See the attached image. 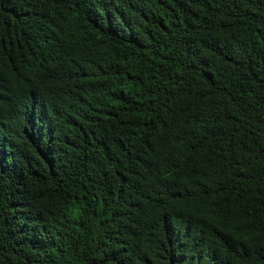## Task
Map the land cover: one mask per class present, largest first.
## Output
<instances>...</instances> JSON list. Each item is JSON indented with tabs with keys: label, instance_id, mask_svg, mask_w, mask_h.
<instances>
[{
	"label": "trees",
	"instance_id": "trees-1",
	"mask_svg": "<svg viewBox=\"0 0 264 264\" xmlns=\"http://www.w3.org/2000/svg\"><path fill=\"white\" fill-rule=\"evenodd\" d=\"M0 264H264V0H0Z\"/></svg>",
	"mask_w": 264,
	"mask_h": 264
}]
</instances>
